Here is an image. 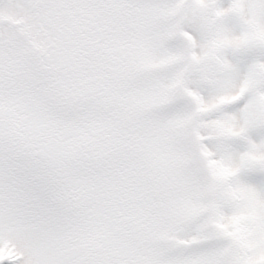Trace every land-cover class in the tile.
I'll return each instance as SVG.
<instances>
[{
  "label": "snow or ice",
  "instance_id": "6c2138e0",
  "mask_svg": "<svg viewBox=\"0 0 264 264\" xmlns=\"http://www.w3.org/2000/svg\"><path fill=\"white\" fill-rule=\"evenodd\" d=\"M0 264H264V0H0Z\"/></svg>",
  "mask_w": 264,
  "mask_h": 264
}]
</instances>
